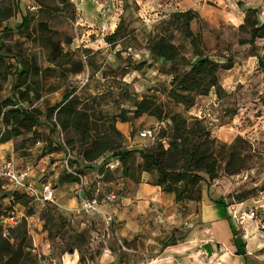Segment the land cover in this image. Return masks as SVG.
I'll return each instance as SVG.
<instances>
[{
  "label": "rangeland",
  "instance_id": "rangeland-1",
  "mask_svg": "<svg viewBox=\"0 0 264 264\" xmlns=\"http://www.w3.org/2000/svg\"><path fill=\"white\" fill-rule=\"evenodd\" d=\"M40 7L49 14H40ZM55 7L60 11H54ZM251 9H256L255 15L248 13ZM186 10L196 13L190 29L200 36L202 52L221 62L232 59V67L219 72V90L211 89L207 95L197 96L195 104L187 111L171 103L166 96L171 80L166 70L170 63L153 57L146 48L148 37L166 33L182 46V54L191 59L189 43L172 17L174 12ZM19 12H28L31 17L27 30L18 26ZM246 17L249 21L255 19L258 25L264 23V0H20L18 5L15 0H0V55L3 57L0 98L12 96L14 70L20 62H32L36 66L33 78L41 85V97L32 98L31 105L25 103L29 108L40 109L39 124L35 126L40 136L32 140L28 133H23L8 139L19 170L30 173V179L36 184L50 181L53 187L50 175L54 170L49 171V168L55 159L51 157L43 163L47 166L45 170L40 169V159L46 152L61 151L53 145L57 140L67 142L72 151L71 161L67 162V168L65 162L62 163L59 175L77 178L78 194L97 197L104 213L115 205L130 209L137 184L154 181L153 175L138 169L142 162L138 154L133 155L129 176L123 175V166L117 159L102 158L94 163L82 160L72 132L60 131L58 123L53 124L45 115L46 108L59 102L72 88L80 99L79 106L92 107L96 118H101L98 122L104 120L107 124L108 116L118 114L122 108H133L134 102L142 97H153L187 119L201 120L219 143L241 145L248 155L246 167L239 173L228 175L221 169L218 178L201 183L205 196L210 200L221 198L235 222L230 226L231 230H236L235 242L229 227L225 229L226 234L217 224L220 240H209L212 252H216L211 255L202 248L208 237L199 234L208 233L199 226L200 201L176 203L173 199L182 221L173 228L168 224L163 226V221L160 225L158 221L156 244L146 246L144 240H139L137 245L136 240L122 239L101 215L82 210L78 194V203L69 211L59 208L54 193L53 201L40 205L30 200L28 207L21 204L11 207L7 197H3V212L22 213L16 226L26 227L28 240L23 245L28 242L29 246L24 250L30 251L35 264H55L52 258L69 252L71 246L74 247L72 252L77 251L79 257L83 255L82 264H98L106 248L118 256L120 264H142L155 254L152 250L160 246V238L173 231L183 236L184 245L189 246L188 264H202V259L204 264H239L237 253L245 255L246 264H264V37L256 38L254 47L251 46ZM120 19L125 20V31L129 35L110 45L104 36L114 31ZM79 61L82 70L75 72ZM140 63H143L141 69H134ZM182 69L184 67L180 66ZM123 91L128 98L122 97ZM128 124V129L117 127L121 133H127V137L123 135V140L119 141L122 149L155 148L165 126V122L146 115ZM145 127L155 129L154 138L138 137L137 133ZM164 141L167 139L163 138ZM0 158H6L1 150ZM4 186L12 187L6 180ZM110 193L115 195L112 201L105 199ZM241 195L246 198L242 199ZM28 208L33 210L29 216L26 215ZM164 210V205L155 206L154 217L167 218L168 212ZM251 210L254 217L240 218ZM235 211L237 218L232 216ZM143 222L147 225L150 221L146 217ZM79 232L86 233L83 245L75 240ZM177 242H181L180 239ZM43 244L49 253H43ZM137 246L141 247V252Z\"/></svg>",
  "mask_w": 264,
  "mask_h": 264
},
{
  "label": "trees",
  "instance_id": "trees-1",
  "mask_svg": "<svg viewBox=\"0 0 264 264\" xmlns=\"http://www.w3.org/2000/svg\"><path fill=\"white\" fill-rule=\"evenodd\" d=\"M20 0H15L18 5ZM41 8V7H40ZM60 11L59 8H53ZM40 14H49L41 8ZM256 14V9L248 11ZM173 19L179 23V30L185 40L188 41L192 51V58H186L181 52L182 46L174 43L172 36L166 33L150 36L146 40V48L149 53L170 63L166 70L170 73L171 80L166 90L168 100L183 107L185 111L195 104L197 96L207 95L211 89L219 90V72L232 67V59L224 62L213 59L202 52V41L198 34L190 29V23L196 18L192 10L177 11L172 14ZM246 22L250 25L249 43L254 47L256 38L264 37V23L258 25L255 19ZM31 22L28 12H19L18 26L27 30ZM129 32L125 31V20L120 19L114 31L104 36V40L114 45ZM3 57L0 55V62ZM262 63L261 60H258ZM144 63V62H143ZM143 63L137 64L134 69H141ZM75 72L82 70V64ZM89 65H91L88 62ZM180 66L184 69L180 70ZM263 69H264V65ZM36 66L32 62H20L14 70V82L11 86V97L0 98V142L11 137H17L28 133L32 140L38 139L40 134L35 130L39 124L40 109L32 106V98L41 97L40 82L33 78ZM123 98H128L125 91L121 93ZM80 104L79 97L75 94V88L65 92L62 99L53 106L46 108V117L56 122L60 131H71L75 141L79 144V154L86 163L98 162L100 159H117L123 166V175H131L133 155L138 154L142 162L138 165L140 172L154 176L153 185L158 186L162 192L173 194L176 203L201 200V183L206 179L210 182L219 177L220 170L228 175L237 174L244 170L248 155L244 148L236 144H222L212 137L210 131L202 121L197 118L187 119L180 112L165 108L153 97H142L133 104V108H122L118 114L108 116V122L96 118L95 110L86 104ZM92 110V111H90ZM90 111V112H89ZM143 115L153 117L160 122H165L163 130L159 133L158 143L155 148L122 149L119 141L123 140V134L118 130L117 122H129ZM56 123V124H57ZM52 129L50 128V133ZM49 136V134H48ZM50 138V136H49ZM167 141L162 142V139ZM39 141V140H37ZM57 149H61L64 155V147L61 140L53 141ZM67 146V142H63ZM48 145L47 143L45 146ZM44 146V147H45ZM68 147V146H67ZM69 148V147H68ZM70 149V148H69ZM71 160H68V162ZM69 175L60 174V182H77V178H69ZM135 180V179H134ZM137 180V179H136ZM5 180H0V221L4 215L11 211H2L1 199L7 197L11 207L21 204L28 207L31 198L24 192L4 185ZM241 198L246 196L241 195ZM213 203L223 204L222 199L211 200ZM33 214L28 208L26 215ZM160 238L161 250L184 245L183 236H177L173 231ZM180 239L181 242H177ZM12 240V241H11ZM28 240V232L25 226L13 228L3 227L0 223V264H35V259L30 251H25L29 244L23 245ZM78 245H83L86 233L79 232L75 238ZM127 245V242H125ZM77 248V247H75ZM74 247L68 248L72 252ZM79 262L82 264L83 255L80 254Z\"/></svg>",
  "mask_w": 264,
  "mask_h": 264
},
{
  "label": "crops",
  "instance_id": "crops-1",
  "mask_svg": "<svg viewBox=\"0 0 264 264\" xmlns=\"http://www.w3.org/2000/svg\"><path fill=\"white\" fill-rule=\"evenodd\" d=\"M120 124V126H119ZM125 125V126H123ZM128 122H117V127H125L128 129ZM49 133V132H48ZM125 137H127V133L122 132ZM9 140L4 142H0V150L3 152V156L6 158H0V165L3 164L7 159L12 158L16 166L18 168L17 160L15 159V154L12 151L11 144L8 143ZM8 153V154H7ZM53 157L52 160L55 159L54 163L49 168V171L52 169L54 173L50 175L53 182V193L55 197V203L59 206L60 209L70 210V207L75 206L78 203L76 199V195L78 194V183L76 182H60L59 181V172L61 168L64 166L62 163L64 162L62 150L51 151L49 153L46 152V155L41 157L42 161V170L47 169V166L43 165V163H47L48 159ZM19 169V168H18ZM30 173H28V178L30 179ZM41 175V174H40ZM43 175V174H42ZM31 180V179H30ZM49 180V179H48ZM33 181V180H32ZM50 182V181H48ZM36 183V182H35ZM38 185V184H37ZM174 196L170 193L161 192L158 186H155L150 183H139L135 187L133 191V196L130 200L133 201L131 208L123 206H112L109 208L108 213L112 215V221L109 224L114 227L117 235L124 240L131 241L136 240L137 245L139 244V240H144L145 245L147 246L149 243L156 244V230H157V222L159 224L163 221L164 225H170L172 228L176 227V224H179L182 221V216L180 213H176L175 204H174ZM221 199V198H220ZM126 201V200H125ZM129 201V200H128ZM168 204V207H167ZM200 204V211L198 213L200 224L199 226L202 230H207L208 233L204 234V231L199 233L201 236H207V240L210 244L211 250L212 245L210 243V239H219V229L217 224H220L222 229L227 234L225 230L227 226L230 229V226L234 225L235 222H232L233 219L230 217V212L226 207L222 204L212 203L208 197L205 196L204 191L202 190ZM164 205L165 210L167 211V218L162 220L161 217H154L155 214V206ZM22 214L21 212H19ZM236 213V211L234 212ZM157 216V215H155ZM233 216V215H232ZM148 217L149 224L144 225V218ZM234 217V216H233ZM244 220V219H243ZM106 224L108 223L105 221ZM161 225V224H160ZM175 225V226H174ZM226 226V227H225ZM235 229L230 232L233 237V242H235ZM42 250L44 254L49 253V249L45 244L42 246ZM138 247V246H137ZM141 252V247H138ZM188 245H182L179 247H172L168 249L161 250L160 246L154 247L152 252H155L154 255H151L145 262L142 264H188L187 260L190 255V251H188ZM137 251L136 249H134ZM147 251V249H145ZM134 251V252H135ZM213 251V250H212ZM216 253V252H212ZM245 255L237 253V260L239 264H246L243 262ZM55 264H80L79 262V254L77 251H69L62 253L59 257L52 258ZM202 264H204L205 260H200ZM98 264H120L118 261V256L106 248L104 252L101 253Z\"/></svg>",
  "mask_w": 264,
  "mask_h": 264
},
{
  "label": "built area",
  "instance_id": "built-area-1",
  "mask_svg": "<svg viewBox=\"0 0 264 264\" xmlns=\"http://www.w3.org/2000/svg\"><path fill=\"white\" fill-rule=\"evenodd\" d=\"M34 9V7H30ZM138 137L141 139H151L155 137V129L151 127H145L141 129L138 133ZM64 147V162L67 168V162L71 159L72 151L63 143ZM39 144V142H37ZM0 180H6L14 189L24 192L29 198H31L34 202L40 205H44L46 202L53 201V187L50 182H41L40 184H36L34 181L28 178L27 171L19 170L16 166L15 161L12 158L7 159L3 164L0 165ZM4 187V185L2 186ZM80 199L81 209L90 214H98L101 217L105 218V220L109 223L112 221V215L109 213H104L100 208V200L97 197H84L81 193L78 194ZM115 198L114 193L108 194L105 199L113 200ZM236 214L233 213V216ZM22 215L17 212L11 211L7 215H4L1 218V225L5 228L10 227L13 228L21 220ZM244 217H254V211H250L248 213H244L243 216H240L241 219ZM124 248V246L121 244Z\"/></svg>",
  "mask_w": 264,
  "mask_h": 264
},
{
  "label": "water",
  "instance_id": "water-1",
  "mask_svg": "<svg viewBox=\"0 0 264 264\" xmlns=\"http://www.w3.org/2000/svg\"><path fill=\"white\" fill-rule=\"evenodd\" d=\"M202 248L207 254H209V255L212 254V250H211L210 244L208 242H204L202 244Z\"/></svg>",
  "mask_w": 264,
  "mask_h": 264
}]
</instances>
